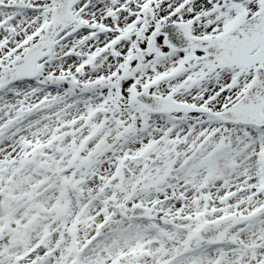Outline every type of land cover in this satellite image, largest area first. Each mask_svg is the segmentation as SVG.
Returning <instances> with one entry per match:
<instances>
[{
    "label": "snow or ice",
    "instance_id": "snow-or-ice-1",
    "mask_svg": "<svg viewBox=\"0 0 264 264\" xmlns=\"http://www.w3.org/2000/svg\"><path fill=\"white\" fill-rule=\"evenodd\" d=\"M0 264H264V0H0Z\"/></svg>",
    "mask_w": 264,
    "mask_h": 264
}]
</instances>
